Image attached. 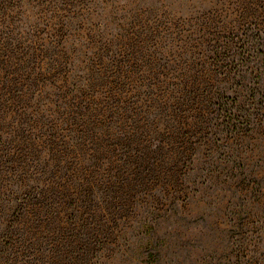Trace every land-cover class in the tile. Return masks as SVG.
I'll list each match as a JSON object with an SVG mask.
<instances>
[{
	"label": "rangeland",
	"instance_id": "obj_1",
	"mask_svg": "<svg viewBox=\"0 0 264 264\" xmlns=\"http://www.w3.org/2000/svg\"><path fill=\"white\" fill-rule=\"evenodd\" d=\"M0 264H264V0H0Z\"/></svg>",
	"mask_w": 264,
	"mask_h": 264
}]
</instances>
